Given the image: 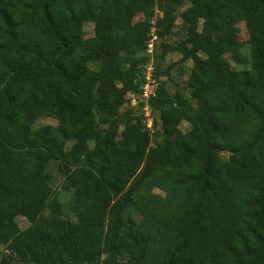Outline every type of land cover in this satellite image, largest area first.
Listing matches in <instances>:
<instances>
[{
	"label": "trees",
	"instance_id": "trees-1",
	"mask_svg": "<svg viewBox=\"0 0 264 264\" xmlns=\"http://www.w3.org/2000/svg\"><path fill=\"white\" fill-rule=\"evenodd\" d=\"M156 1L0 0V264H264V0ZM176 17L153 58L191 66L146 98L150 134L119 107Z\"/></svg>",
	"mask_w": 264,
	"mask_h": 264
},
{
	"label": "rangeland",
	"instance_id": "rangeland-1",
	"mask_svg": "<svg viewBox=\"0 0 264 264\" xmlns=\"http://www.w3.org/2000/svg\"><path fill=\"white\" fill-rule=\"evenodd\" d=\"M167 4H168L167 0H157L155 3L154 9H153L154 16H160L162 10L166 7ZM140 18H141V14H136L134 17V19H137V20ZM82 29H83L84 37L90 36L92 34V23L91 22H85L83 24ZM179 29H180V18L176 17L174 20V27H173L171 33H169L168 35H166L165 37H163L161 39L151 36V40L150 39L148 40L149 45H146V51H145V53L148 54V57H149L147 62H149L150 65L152 64V67H153V65H156L159 69H161L167 73V76L161 75L157 78H153L155 85L157 84L158 80H162V81H164V83L169 88L170 86H172L174 84L182 85L184 83V81L186 80L187 74H188L190 66H191V60L190 59L183 60L181 63H179L178 59H179L180 55L177 52H168L165 54L164 58L161 60H157V59L153 58L154 54H157L160 51V47H159L160 42H162V41L175 42L177 39H179V37H180ZM233 29H234V32L236 34L237 39L242 42V46L240 48V56H241L243 63L236 64L229 57V55H224V57L227 59V61L229 62L230 66L232 68H235V69L247 68L248 67V62H247L248 44L245 43L247 33L245 31L243 23L237 17H234ZM150 33H152V28L150 29ZM196 54L200 55L201 52L196 50ZM243 60H245V61H243ZM141 70L142 71L146 70V68L143 67V69H141ZM128 76L129 75L126 73H120L118 76V83L123 84L125 86H128L131 83L130 82L131 80ZM166 77H168V79ZM168 90L171 91V88H169ZM128 94H130V91H128ZM134 98L135 99L133 102L131 99H127L128 102H125L121 107H119V112L120 113L124 112V110L127 107H130V106L134 107L135 102L137 100H139L142 102L141 111L143 112V115H144L143 106L145 105L147 110L149 108L148 103L146 101V98H144L141 95V93H139L138 96L137 97L135 96ZM133 107H132V109H134ZM144 118H145V115H144ZM224 119L226 121H231V117L228 115L224 116ZM44 122L53 123V120H51L49 118H40L36 121V123H44ZM144 122L146 123V118L144 119ZM145 126H146V124H145ZM146 128H148L150 134H152L153 129H150L151 125H150V127L146 126ZM187 128H188V123L186 121L182 120L176 126V132H183ZM223 154L226 155V153H223ZM50 170H52V168H50ZM64 184H65V181L60 179V178L55 182V189L57 190L58 198L62 202V204L65 206L66 202H67V198H68V191H66L62 188ZM153 191L159 195H162L164 193V187L161 184H156L153 186ZM66 213H67L66 214L67 217L72 218V215L70 213H68L67 211H66ZM15 221L19 227H23L27 223L25 218L22 216H16ZM12 264H22V263L13 262Z\"/></svg>",
	"mask_w": 264,
	"mask_h": 264
},
{
	"label": "built area",
	"instance_id": "built-area-1",
	"mask_svg": "<svg viewBox=\"0 0 264 264\" xmlns=\"http://www.w3.org/2000/svg\"><path fill=\"white\" fill-rule=\"evenodd\" d=\"M152 37H154V35L152 34L151 35ZM151 40V38H150ZM147 45H149V43L147 42ZM148 65V66H147ZM145 68L146 70H144V82L142 83V86H141V95L144 97V98H148L150 95L153 94V91H154V88H155V84H154V80L153 78L151 77V65L150 63H148ZM132 102L134 101V99L132 98L131 99ZM143 110H144V115H145V118H146V126L147 127H150L151 125V117H150V112L149 110H147V108L145 107V105L143 106Z\"/></svg>",
	"mask_w": 264,
	"mask_h": 264
}]
</instances>
